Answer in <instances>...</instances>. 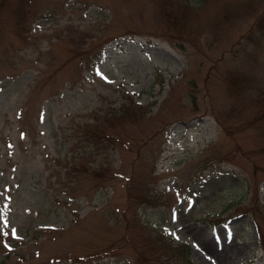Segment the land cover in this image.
Wrapping results in <instances>:
<instances>
[{
  "label": "rangeland",
  "instance_id": "374dc122",
  "mask_svg": "<svg viewBox=\"0 0 264 264\" xmlns=\"http://www.w3.org/2000/svg\"><path fill=\"white\" fill-rule=\"evenodd\" d=\"M263 9L0 0V264H264Z\"/></svg>",
  "mask_w": 264,
  "mask_h": 264
},
{
  "label": "trees",
  "instance_id": "16d2710c",
  "mask_svg": "<svg viewBox=\"0 0 264 264\" xmlns=\"http://www.w3.org/2000/svg\"><path fill=\"white\" fill-rule=\"evenodd\" d=\"M163 16L165 17V20L167 21V23L169 24V27L172 28V30H177V26H179V31L182 28V22H176V20H179L177 17V13L175 11H171L170 9H168L167 11L163 10ZM254 31L260 32L259 36L255 37L252 33ZM181 33V32H180ZM247 40L252 42V43H257V41H261L262 38H264V9L262 10V12L260 13V15L257 17L256 20V24L254 26V29L251 30V33L248 34L246 36ZM255 39L257 41H255ZM236 79H238L237 77L235 79H233V85L236 83ZM254 109L258 112L261 111V114L258 116H255L256 118H262L264 117V98L263 97H259L255 100L254 102ZM94 175L99 176L98 173H95ZM184 250L187 253H184V257L186 258L187 264H190L188 261V257L190 254V249L187 246H183ZM188 255V256H187ZM183 257V256H182Z\"/></svg>",
  "mask_w": 264,
  "mask_h": 264
},
{
  "label": "bare ground",
  "instance_id": "6f19581e",
  "mask_svg": "<svg viewBox=\"0 0 264 264\" xmlns=\"http://www.w3.org/2000/svg\"><path fill=\"white\" fill-rule=\"evenodd\" d=\"M202 259L204 260V262L211 264L210 262V257H209V252H205L204 254H202Z\"/></svg>",
  "mask_w": 264,
  "mask_h": 264
}]
</instances>
